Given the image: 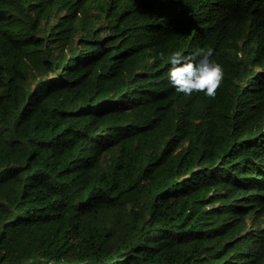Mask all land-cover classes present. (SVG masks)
Returning a JSON list of instances; mask_svg holds the SVG:
<instances>
[{
  "label": "trees",
  "instance_id": "trees-1",
  "mask_svg": "<svg viewBox=\"0 0 264 264\" xmlns=\"http://www.w3.org/2000/svg\"><path fill=\"white\" fill-rule=\"evenodd\" d=\"M0 264H264V0H0Z\"/></svg>",
  "mask_w": 264,
  "mask_h": 264
},
{
  "label": "clouds",
  "instance_id": "clouds-1",
  "mask_svg": "<svg viewBox=\"0 0 264 264\" xmlns=\"http://www.w3.org/2000/svg\"><path fill=\"white\" fill-rule=\"evenodd\" d=\"M213 56L212 47L197 49L187 56L181 51H174L167 57L160 53V59L170 65L166 76L176 93L186 97L202 93L210 100L216 98L224 79L223 67Z\"/></svg>",
  "mask_w": 264,
  "mask_h": 264
}]
</instances>
